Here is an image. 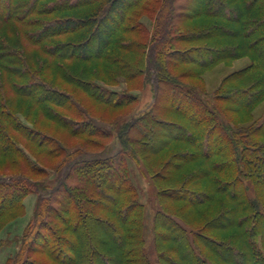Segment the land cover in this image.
Masks as SVG:
<instances>
[{
  "label": "trees",
  "instance_id": "trees-1",
  "mask_svg": "<svg viewBox=\"0 0 264 264\" xmlns=\"http://www.w3.org/2000/svg\"><path fill=\"white\" fill-rule=\"evenodd\" d=\"M1 160L2 264H264V0H0Z\"/></svg>",
  "mask_w": 264,
  "mask_h": 264
},
{
  "label": "rangeland",
  "instance_id": "rangeland-1",
  "mask_svg": "<svg viewBox=\"0 0 264 264\" xmlns=\"http://www.w3.org/2000/svg\"><path fill=\"white\" fill-rule=\"evenodd\" d=\"M144 22L148 25L149 20L144 19ZM247 60L244 59H239L234 61L229 67L225 66H218L212 71H209L205 74L204 79L206 81V88L211 91L216 84L219 82L221 77L228 73L231 70L238 69L242 67ZM109 89L113 90H126L127 92L134 93L139 96L138 103L136 104V110H144L146 109L152 102L153 98V89L154 86L152 83H142L140 79L135 80V82H126L123 80H120L118 84H109L107 85ZM84 97H87L85 93H81ZM86 101H88L89 104H91L90 108L96 115H100L102 113V110L105 106L103 105H97L94 106L93 103L94 101L91 100V98H86ZM184 106V105H183ZM127 108H123L120 110H116L115 112L109 111L108 116H106L105 119L110 120L111 118L115 117L116 114L122 113L124 111H127ZM103 116V115H102ZM104 116V117H105ZM64 138H66V142L68 144L76 143V140L73 138H67L66 133L62 134ZM53 162V161H51ZM3 161L1 160L0 162V173H9V174H15V170H5L3 167ZM133 169V177L134 180L139 187L140 191V199L141 201L145 204L146 207V220H145V237H146V245H147V250L149 252V256L151 257L152 260H154V252L152 248V232H151V218H152V213L155 207V193L154 189L151 187V185L148 182V179L140 172L139 168H137L134 164L131 165ZM40 192V191H39ZM37 201V193L32 192L30 195H28L24 199V205H25V211L24 214L17 218L16 221L12 222L7 226V228L0 233V240L1 239H12L15 236H21L27 226V223L32 219L33 217V212H34V207ZM19 245L17 244H11L9 246H2L0 247V264L4 263L5 259L10 256L11 254L13 255V251L17 249Z\"/></svg>",
  "mask_w": 264,
  "mask_h": 264
}]
</instances>
